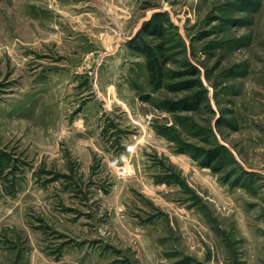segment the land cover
Wrapping results in <instances>:
<instances>
[{
  "label": "rangeland",
  "instance_id": "obj_1",
  "mask_svg": "<svg viewBox=\"0 0 264 264\" xmlns=\"http://www.w3.org/2000/svg\"><path fill=\"white\" fill-rule=\"evenodd\" d=\"M0 264H264V0H0Z\"/></svg>",
  "mask_w": 264,
  "mask_h": 264
},
{
  "label": "trees",
  "instance_id": "obj_2",
  "mask_svg": "<svg viewBox=\"0 0 264 264\" xmlns=\"http://www.w3.org/2000/svg\"><path fill=\"white\" fill-rule=\"evenodd\" d=\"M142 33L149 35V36H156L158 35V26L157 25H151L150 23H146L142 26L141 30ZM175 108H171L173 110ZM216 157V156H215ZM214 159V157L211 158V160ZM205 167H209V164H204Z\"/></svg>",
  "mask_w": 264,
  "mask_h": 264
}]
</instances>
